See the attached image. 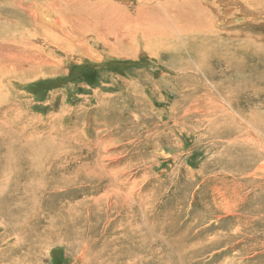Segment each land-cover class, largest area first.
Wrapping results in <instances>:
<instances>
[{"label":"rangeland","instance_id":"1","mask_svg":"<svg viewBox=\"0 0 264 264\" xmlns=\"http://www.w3.org/2000/svg\"><path fill=\"white\" fill-rule=\"evenodd\" d=\"M65 1L51 12L39 6L45 26H58L71 11ZM240 1L227 15L241 17L227 24L239 72L205 62L208 82L179 80L187 51L120 56L94 43L91 52L58 50L57 65L39 63L6 79L28 131L15 138V167L12 155L0 154V264H264V192L247 189L256 180L232 178L247 156L196 120L221 118L213 109L229 103L236 116L264 119V5ZM209 91L220 106L202 98ZM184 96L191 118L175 122ZM31 128L42 138L29 149ZM81 135L106 145L90 152ZM7 138L0 136L1 153ZM70 149H81L82 158L68 161Z\"/></svg>","mask_w":264,"mask_h":264},{"label":"bare ground","instance_id":"2","mask_svg":"<svg viewBox=\"0 0 264 264\" xmlns=\"http://www.w3.org/2000/svg\"><path fill=\"white\" fill-rule=\"evenodd\" d=\"M55 1L0 0V136L7 134V140L11 141L7 145L8 151L6 153H1V148L3 149L5 145L2 143L3 141L0 142V154L3 156L12 155L13 162L10 165H13V167H15L14 162L17 161L15 152L19 142L15 138L23 139L28 129L17 120L18 116L16 114L20 108L9 101L10 97L14 96H11L10 92L12 90L7 92L9 85L6 79L8 77L16 78L18 75L32 70L31 67L38 66L39 63L47 66L57 65L58 61H60L59 58H56L58 50L67 53V51H73L78 46L82 52L87 53L94 49V43L96 45L101 43L104 48L108 49L106 52L120 56H134L141 49L151 52L152 50L153 52L162 50L175 51L180 56L182 54L184 56L185 51H187L190 60L184 58L182 59L185 60L184 65L178 66L179 80L192 79L191 77L193 76L194 79L203 83L204 81L208 82L210 79L208 68L203 69L205 62L215 65V67L223 68L225 66L231 68L230 70L235 69L237 72L241 68V60L238 63L239 68H233V63L236 61L233 57L234 53H232L230 43L232 40L230 38L235 39L236 35L233 34L232 29L229 30L227 28L229 20L239 22V19H241V17L233 15L227 18L229 12L234 10H231L232 8L229 4L237 3L238 0H138L134 6L129 1L121 2V0H80L78 2L66 0V3L69 1L74 4L71 11L68 12L66 10L68 13L66 12L65 15H62L63 17L58 26H45L42 22L43 15L39 11V6L41 8L43 6L46 11L51 12L54 6H58ZM254 3L255 5H264V0H254ZM68 8L70 9V7ZM249 12L250 10L246 9V13ZM251 13L253 14L254 12L251 10ZM20 24L27 26V30L23 31L20 29ZM89 43L93 45L91 46ZM141 44L144 45L143 48H141ZM238 44L241 46L239 40ZM44 46L49 48L46 49ZM236 52H241V47ZM191 64H196L197 66L194 67ZM201 76L206 80H203ZM245 84H249V82H245ZM236 85L238 84L236 83ZM211 92L205 93L202 98H205L209 105L217 100L218 106H220L218 97ZM182 101L184 102L182 105L176 103L177 109H175L178 113L174 114L176 115L175 122L179 118L183 121L191 118L189 112H192L193 105H185L186 96L182 98ZM196 102L197 99H194L193 103ZM179 106H182L184 110H179ZM233 109L234 105L229 103L222 111L213 109V113L216 115L221 113L222 119L218 115V117L215 116L210 120L198 116L196 120L197 122L200 120L202 123L209 122L210 126L217 129L219 139L220 137H228V144H241L242 155L247 156V160L241 159L237 172H233L237 176L232 178L234 180H243L244 182L256 180L255 184L250 182L247 189L253 191L259 189L264 192V119L262 117L257 118L254 113H250L248 116L244 115V117L238 114L240 116L239 120L238 115L236 116L233 113ZM181 111L182 113H180ZM229 119L233 120L229 121ZM108 122L106 120L104 123L108 125ZM163 124L165 126L167 123ZM22 129L23 135L20 133ZM240 129L244 130V134L240 135ZM12 130L14 136L11 133ZM30 130L34 135L24 139L26 144L29 145V149L34 147V137L42 138L39 132H35L32 128ZM53 133L56 134L55 131ZM69 133H71L70 130ZM56 135L58 136V134ZM83 136L81 135V137ZM78 137L80 135L75 133L71 138L76 141ZM112 139L113 137L110 140ZM81 141L83 144L85 141L84 146L88 145L87 150L90 152L94 148L106 145V143L102 144L103 141L101 139L93 143L88 136L83 137ZM3 156H0V165L3 163ZM67 156H69L68 161L82 158V150L70 149L67 152ZM105 159L106 156L102 155L98 162H103ZM92 175L94 177V173L90 174V178H92ZM0 216H3L1 210ZM32 217L33 219H30L31 223L37 219L34 216ZM0 218L2 219V217ZM30 222L28 221L26 226L31 225Z\"/></svg>","mask_w":264,"mask_h":264}]
</instances>
